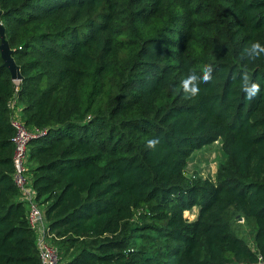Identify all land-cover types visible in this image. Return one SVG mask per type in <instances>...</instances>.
<instances>
[{
  "label": "trees",
  "instance_id": "1",
  "mask_svg": "<svg viewBox=\"0 0 264 264\" xmlns=\"http://www.w3.org/2000/svg\"><path fill=\"white\" fill-rule=\"evenodd\" d=\"M0 264H41L12 178L9 98L45 131L27 173L58 264H256L264 256V0H0ZM212 80L199 93L189 73ZM247 73L261 91L246 99ZM160 143L153 149L150 139ZM215 180L184 175L215 140ZM198 206L194 219L184 211ZM250 219V245L229 212Z\"/></svg>",
  "mask_w": 264,
  "mask_h": 264
},
{
  "label": "built area",
  "instance_id": "2",
  "mask_svg": "<svg viewBox=\"0 0 264 264\" xmlns=\"http://www.w3.org/2000/svg\"><path fill=\"white\" fill-rule=\"evenodd\" d=\"M16 83L18 80H15ZM18 86L15 87L14 93L9 98L7 106L10 109L9 122L14 127V133L11 140L14 144L12 163L14 169L12 178L14 183L20 190L19 198L25 202L27 206V221L30 227L34 230L36 246L38 248L41 264H58V250L47 233V221L45 220L43 207L35 198V190L32 182L28 181L27 157H28V142L31 137L36 134H41L45 130L36 128H27L21 119V105L18 104ZM256 264H264V256L258 254Z\"/></svg>",
  "mask_w": 264,
  "mask_h": 264
},
{
  "label": "rangeland",
  "instance_id": "3",
  "mask_svg": "<svg viewBox=\"0 0 264 264\" xmlns=\"http://www.w3.org/2000/svg\"><path fill=\"white\" fill-rule=\"evenodd\" d=\"M187 162L184 167V175L193 178H211L215 180V172L219 163L225 160V152L221 148V141L215 140L211 143L204 144L200 148L194 149L186 158ZM28 181L30 177L26 171ZM198 210V206L194 205L191 209L184 211V216L189 219H194ZM231 227L237 235H240L250 245L253 243V228L250 219L243 218L242 216L229 212Z\"/></svg>",
  "mask_w": 264,
  "mask_h": 264
},
{
  "label": "clouds",
  "instance_id": "4",
  "mask_svg": "<svg viewBox=\"0 0 264 264\" xmlns=\"http://www.w3.org/2000/svg\"><path fill=\"white\" fill-rule=\"evenodd\" d=\"M261 54H264V45H261L258 41L250 43L249 46L245 47L243 51V56L249 60H253L259 57ZM212 65H205L203 68V75L198 76L195 73H189V75L182 80V87L187 95L194 97L199 93V83L202 81L207 83L212 80ZM241 88L242 91L246 94V99L252 100L259 95L261 91L260 84L253 82L251 77L245 73L241 77ZM160 143L158 138L150 139L147 142L149 148H155Z\"/></svg>",
  "mask_w": 264,
  "mask_h": 264
},
{
  "label": "water",
  "instance_id": "5",
  "mask_svg": "<svg viewBox=\"0 0 264 264\" xmlns=\"http://www.w3.org/2000/svg\"><path fill=\"white\" fill-rule=\"evenodd\" d=\"M12 51L13 49L9 46L5 38V28H3L0 21V56L2 58V65L8 68L13 80H20L22 75L19 66L14 61Z\"/></svg>",
  "mask_w": 264,
  "mask_h": 264
}]
</instances>
